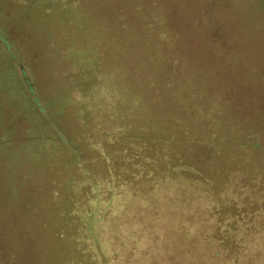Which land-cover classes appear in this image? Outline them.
Here are the masks:
<instances>
[{
  "label": "trees",
  "instance_id": "16d2710c",
  "mask_svg": "<svg viewBox=\"0 0 264 264\" xmlns=\"http://www.w3.org/2000/svg\"><path fill=\"white\" fill-rule=\"evenodd\" d=\"M25 1L75 8V41L47 37L62 86L41 96L64 98L71 114L56 115L75 135L23 83L0 17L13 69L0 72V264L32 262V228L52 223L75 246L64 264H264V147L224 89L264 82V0H103L124 6L104 14ZM188 57L210 59L225 86L208 88Z\"/></svg>",
  "mask_w": 264,
  "mask_h": 264
},
{
  "label": "rangeland",
  "instance_id": "374dc122",
  "mask_svg": "<svg viewBox=\"0 0 264 264\" xmlns=\"http://www.w3.org/2000/svg\"><path fill=\"white\" fill-rule=\"evenodd\" d=\"M64 5L65 4L63 3H59L56 7H48L47 3H34V5H28L25 0H0V17L3 19V22H5V26H10L9 33L11 37H9V40L12 43L11 46L12 48L15 46V51L18 50L17 52L20 54V58H22L19 62V66H24V69H22L23 74H21L22 72L20 69V75L21 77H24L22 78L23 83L27 86V89L29 88L28 85H30L32 90H34V93L38 96L37 98L39 99L40 107L50 118L48 121H53V123L59 126L62 131L68 132L69 134L70 132H73L75 135V126H73V131L66 126V119H68V117L63 116L59 118L56 115L71 114V109L65 103L64 98L59 96L61 101H50L48 107L45 105L41 97L45 94L48 95L49 92L51 93L55 89L61 88V83H63V80L61 81V79H51L52 77L50 76L49 71V67L51 66L49 56L51 55H49L50 50L48 51L47 48V37L50 35L55 36L60 33L61 35L64 34L67 36L72 42L75 41V33L72 30L75 26V24H73L75 23V20L74 18L67 19L70 15L74 14L75 8L70 5V8H67L64 7ZM112 6L116 9L124 7L118 2L114 4L108 3L107 6L106 2L103 0L95 2L87 0L84 3V10L81 11H86L91 14L93 9L98 8L99 10H102L101 12L104 14L107 7L110 9ZM48 8H54L52 15L46 13ZM262 16L258 17V24L260 23ZM65 22H70L73 25H70V23L64 25L63 23ZM72 33L73 36H70ZM195 59L197 60L196 65L191 66L195 73L205 72L207 75H213V81L211 77L212 83H207L210 84L208 88L220 89L221 86H225L220 81L221 77L219 70L212 68L214 65L212 67L210 66V59L190 57L185 60L186 62H194ZM0 61V65L4 66H2L0 72L5 75L6 79L12 77L13 69L10 67V64L5 66L3 63L4 59ZM260 65L263 66H257V70L264 68V64ZM255 80L241 82L240 84L236 81L235 90L225 87L224 89L227 92L225 98L229 102V106H227L228 111L233 115L235 114L239 121L251 133L257 136V142L264 147V82ZM65 93L66 92L62 94ZM52 103L55 104L52 106ZM19 104L23 109L24 107L21 102H19ZM5 114L15 113L12 112V109H8ZM44 122L47 123L46 120ZM70 135L72 136V134ZM55 229L53 223L47 226L36 225L32 228L33 234L40 237V242L36 251L37 255L34 256V260L29 264H64L72 260L69 250L72 249L75 251V246L74 248L69 246L70 248L68 249L67 245H58L53 234V230Z\"/></svg>",
  "mask_w": 264,
  "mask_h": 264
}]
</instances>
